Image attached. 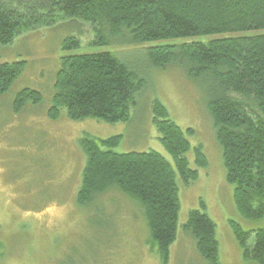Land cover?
<instances>
[{"label": "trees", "instance_id": "trees-1", "mask_svg": "<svg viewBox=\"0 0 264 264\" xmlns=\"http://www.w3.org/2000/svg\"><path fill=\"white\" fill-rule=\"evenodd\" d=\"M56 16L90 23L96 34L91 44L96 46L116 39L133 44L184 39L179 44L150 46L145 57L157 68L178 64L188 78L207 83L206 106L221 148L225 178L234 186L236 209L246 219L264 218V0H0V45ZM199 37L211 38L191 41ZM76 48L74 37L63 39L61 50ZM124 60L109 51L61 56L50 118L55 119L64 107L73 121H127L145 75L132 61ZM23 65V61L0 63V94L10 88ZM40 99L38 91L22 89L13 110L27 100L38 103ZM151 111L176 172L185 185L195 181L197 171L185 156L190 149L186 134L193 130H182L158 100L152 101ZM118 142V136L79 139L86 160L76 202L88 204L94 194L110 188L135 200L146 220L151 250L167 264L177 232L176 172L154 150H111ZM193 150L194 163L205 166L201 145ZM231 226L243 257L264 264V225L244 230L231 221ZM183 229L194 238L207 264H218L215 223L210 217L192 209ZM91 246L84 249L83 264L93 257Z\"/></svg>", "mask_w": 264, "mask_h": 264}, {"label": "rangeland", "instance_id": "rangeland-1", "mask_svg": "<svg viewBox=\"0 0 264 264\" xmlns=\"http://www.w3.org/2000/svg\"><path fill=\"white\" fill-rule=\"evenodd\" d=\"M67 36L76 39V49L61 50ZM95 36L90 23L56 16L0 45V63L24 62L20 75L0 94V264H83L81 256L85 257L84 249L90 244L93 257L87 264H162L151 250L146 220L135 200L110 188L94 194L88 204L76 202L86 160L79 144L84 135L97 141L118 136V144L111 148L115 152L154 150L176 172L152 123L153 100L165 106L168 117L182 130H193L186 134L190 149L185 156L198 175L185 185L176 172L177 232L167 264H207L194 238L183 229L192 209L205 212L215 223L218 264H256L243 257L231 221L251 230L263 226L264 218L246 219L236 209L234 186L225 178L221 148L206 106L207 83L188 78L178 64L157 68L145 57L150 46L179 44L184 39L143 44L116 39L96 46L91 44ZM99 51L132 61L145 75L128 120L113 124L92 118L73 121L64 107L55 119L50 118L60 57ZM25 88L38 91L41 99L38 103L27 100L14 111L15 97ZM198 144L205 166L194 163L193 148Z\"/></svg>", "mask_w": 264, "mask_h": 264}]
</instances>
